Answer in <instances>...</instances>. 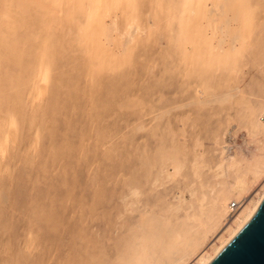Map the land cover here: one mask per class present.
I'll list each match as a JSON object with an SVG mask.
<instances>
[{
    "label": "bare ground",
    "instance_id": "1",
    "mask_svg": "<svg viewBox=\"0 0 264 264\" xmlns=\"http://www.w3.org/2000/svg\"><path fill=\"white\" fill-rule=\"evenodd\" d=\"M144 14L149 28L141 25ZM79 20L88 29L80 30ZM127 29L133 34L124 35ZM143 31L142 41L157 42L162 60H175L173 70L183 81L171 107L153 117L156 125L149 130L156 149L151 156L138 151L132 167L137 149L129 137L124 186H90L88 197L79 194L75 202L67 193L58 201L62 215L53 200L47 208L34 207L25 220L44 223H34L46 236L39 264H209L264 201V91L253 102L240 85L247 65L264 77V0H0V190L7 191L13 178L20 181V165L45 170L72 152L77 162L84 159V130L76 148L66 133L54 141L58 117L76 100H84L90 120L92 110L96 120L116 109L152 116L150 90L156 84L139 96H120L118 89ZM117 33L129 37L128 45L122 36L114 40ZM232 108L236 117L214 128L207 152L199 133L192 137L188 130H206L212 118ZM170 114L176 130L157 135ZM233 121L244 133L230 145L222 137ZM143 130V123L134 129ZM8 152L12 162L5 160ZM148 172L149 191L158 195L153 210L145 202ZM190 176L195 181L187 184ZM178 179L183 188L166 186ZM0 203L9 206L11 199L1 192ZM30 205L39 204L31 197ZM35 227L29 225V240ZM16 231L12 221L0 222L1 236L8 235L2 251L16 248ZM28 241L22 249L33 247ZM1 261L18 264L8 254Z\"/></svg>",
    "mask_w": 264,
    "mask_h": 264
},
{
    "label": "rangeland",
    "instance_id": "2",
    "mask_svg": "<svg viewBox=\"0 0 264 264\" xmlns=\"http://www.w3.org/2000/svg\"><path fill=\"white\" fill-rule=\"evenodd\" d=\"M70 15L75 18L76 13L72 11L70 12ZM147 20L148 19L146 17V14H144L141 19V25L145 28L150 27V23L148 22L149 20ZM108 21L109 20H106V23ZM76 25L80 27V30L88 29V26L82 24L81 20L76 22ZM129 30L130 29H127V31L124 30L123 34H130L131 32V34H133L134 30ZM145 32L146 31H143V33L141 32L140 34H138L139 36H136L137 40H140L143 43L138 45L135 49V57L133 58V63L127 65V69H123V73L126 75L124 82L125 84H121L122 86L119 85L118 89H121L120 96H139L142 93V88L144 89V87L146 86L156 84L155 88L150 90V96L152 95L150 97V100L153 104V109L150 114L152 116H142V114H139L140 112L137 110L132 112L129 110L119 111L116 109L111 111L108 116L103 117L102 115H100V119L96 120L95 118H93L94 111L92 110L93 113L90 115L92 120H90L87 117L88 112L87 109H85L84 100L80 99L78 101L76 100V103L68 104L69 108L65 111H62L60 117H58V120H60V122L57 123L58 130L56 132L54 141H56V143L60 142L62 140L61 136L66 133L65 135H67L69 142L71 144H74L73 146L74 148H76L79 144V134L84 130L85 141L82 145H84L85 148V157L82 161L77 162V152H72L69 156H64L65 158H63L61 161H55L54 164L48 163L45 170H41L40 166H37V164L34 166V169L31 164H19L20 168L19 172H17L18 176H20V181H18L17 178H13L11 186L8 187L9 190H0V194L2 192L5 198L11 199V203H9V206L0 203V217L2 218L0 219V222L4 223L7 220H10L12 221L14 228H16L17 230L16 236L11 239V241H13L12 243L16 246L13 251H2L4 250L2 249V245H5V243L7 242L6 240H8V235L1 236L0 232V248L2 249H0V264L2 262L1 257L3 256V254L4 256L8 254L9 257L12 256V258L14 259L17 257L18 264H39V262H37V257H41V253H43L44 246L46 245V236L43 229L36 230V225L34 223L40 225L41 228H43L44 223L25 220L26 217H32L31 215L33 213H36V210L33 209L34 207L40 208L43 206L44 208H47L49 200H53L56 204V214L62 215V206L58 201H64L67 193H69L70 196L69 201L72 200L73 202H75L74 199L76 200L79 194H83L88 197V188L90 186H124L126 184L125 179L128 170L127 166L129 164L126 163L125 158L126 152L127 150H129V148L127 149V146L129 144V142H127V138H132V150L134 148L137 149L133 150L134 152L136 150V154H134L135 157L133 156L134 159H132L130 162L131 165L135 164L132 167H135L138 163L136 156L138 151H141L144 148L143 150L149 156L153 154L154 149H156L157 146L156 144H158L157 137H151L152 135L150 134L151 132L149 130L150 128H155L156 125L153 117L155 114H159L160 111L162 112L164 109L171 107V103L177 97L176 91L178 87L182 85L183 81L180 80L177 76V71L173 70L175 60H162V56L160 55L161 49H159L157 42L151 43V41H148L147 43L145 41H142L146 38ZM117 34H112L114 40L116 36H119L120 38L123 35L122 34L120 36L119 34ZM128 36L126 35V37ZM124 38L125 37L122 36L120 40L122 41L124 40ZM126 42V44L128 45L130 39ZM119 43L120 42L116 44L119 45ZM124 43L125 42H123L121 45L123 46ZM127 45H125V48L127 47ZM116 48L118 47L116 46ZM119 48L117 50H119ZM125 48H120L118 52L124 50ZM240 81V85L244 90L247 98H249L253 102L254 100L257 101L259 95L264 91L263 75L252 68L250 64L243 68L242 76L240 75ZM114 83L115 81L113 82V84ZM80 84H82V82H80ZM124 85H126L127 92H125L123 89ZM151 91L153 93H151ZM157 92L161 94L160 98L155 95ZM73 106L75 107V110H73ZM227 116L236 117V108L226 110L225 112L223 111L219 117L212 118L213 120L209 122V125L206 127L208 129L206 130L200 129L201 127H196L192 131L188 129L187 130L192 137H195L199 133V136L204 143L205 150L209 152L212 149L211 132L214 131V128H216L218 124L223 125L221 123L224 122ZM63 117L71 122L70 126H67L64 122H62V120H64ZM263 119L264 115L263 118L261 116L260 121L262 122ZM168 122L170 124H168ZM142 123L145 126V130L135 132L134 129L136 130V127L138 125H141ZM91 126L93 127L91 128ZM166 129L176 130V121L175 117L172 114H170V116H167V118L159 123L156 134H164L163 131ZM225 129L226 131L224 132V135L222 137L225 143L230 145L234 141L240 143V135L244 132L243 130H241L242 132L236 131L237 121L231 122L226 126ZM97 134H100V137H96ZM106 136H108L109 140L104 141L103 138ZM134 145L135 147H133ZM108 149H111L112 154H110V157L106 159L105 152L108 151ZM146 151H148L149 153ZM4 157L8 162H12L14 159V156L11 155L10 152L5 154ZM12 167L13 165L10 164L9 168L11 169ZM147 170L149 171V169ZM150 176H153L152 172L149 173L148 176L146 175V181L142 180V183H144V181L146 182L145 185L143 184V186H146L145 190L147 191L145 202L148 201L147 204L149 203L148 205L153 207L151 208L150 206H148L149 209L151 208V210H153L155 209L153 205H155V196L157 194L156 191H153V193H150L149 191L148 186H152L151 180L153 179V177L152 179L147 178ZM186 180L187 184L195 181L194 178L192 179V176H190ZM64 186H67V188H63ZM166 186H173V191H176V189L174 188L176 186H180L181 188H183L185 186V182L182 179H178V183H171ZM253 189H255V187ZM158 193H161L160 195L161 197H163L165 195V190L160 189ZM31 197L35 199L36 203H38L39 205H30ZM68 213L69 212L64 215H67ZM132 218L133 219L131 220L137 219L135 214ZM30 224L32 227H35L33 228L32 234L33 240H29ZM28 240L31 242L33 247L26 248L28 250L30 249L29 252L26 251V253V249H22V244H24ZM28 253L29 255H27Z\"/></svg>",
    "mask_w": 264,
    "mask_h": 264
},
{
    "label": "water",
    "instance_id": "3",
    "mask_svg": "<svg viewBox=\"0 0 264 264\" xmlns=\"http://www.w3.org/2000/svg\"><path fill=\"white\" fill-rule=\"evenodd\" d=\"M209 264H264V201Z\"/></svg>",
    "mask_w": 264,
    "mask_h": 264
},
{
    "label": "built area",
    "instance_id": "4",
    "mask_svg": "<svg viewBox=\"0 0 264 264\" xmlns=\"http://www.w3.org/2000/svg\"><path fill=\"white\" fill-rule=\"evenodd\" d=\"M234 206V204L232 205V207Z\"/></svg>",
    "mask_w": 264,
    "mask_h": 264
}]
</instances>
